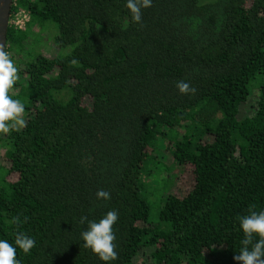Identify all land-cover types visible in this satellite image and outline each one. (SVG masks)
<instances>
[{"label":"trees","instance_id":"16d2710c","mask_svg":"<svg viewBox=\"0 0 264 264\" xmlns=\"http://www.w3.org/2000/svg\"><path fill=\"white\" fill-rule=\"evenodd\" d=\"M19 8L31 19L10 25L6 53L26 79L8 95L27 126L0 133V240L19 264H105L81 233L110 210L109 264H239L240 220L264 211V0H152L140 23L126 0ZM55 25L60 54L35 50ZM174 168L193 176L184 196Z\"/></svg>","mask_w":264,"mask_h":264},{"label":"clouds","instance_id":"9594fccd","mask_svg":"<svg viewBox=\"0 0 264 264\" xmlns=\"http://www.w3.org/2000/svg\"><path fill=\"white\" fill-rule=\"evenodd\" d=\"M151 6L152 0H126V8L131 12L132 19L136 23L142 20V9ZM17 79V68L0 46V133L19 131L27 126L23 118L24 105L8 95ZM176 87L182 94L196 91L184 81H178ZM96 195L98 199H110V193L103 189L98 190ZM249 212V215L243 216L240 220V227L244 234V239L241 241L243 246L234 259L239 264H264V211L257 212L250 207ZM18 219V217L15 218L17 221ZM118 219V211L110 210L98 222L88 221L87 230L81 233L84 242L82 247L90 249L105 264L116 260L118 256L115 251L116 237L113 231V226ZM86 220L87 217H81V223ZM15 245L27 254L35 246V240L25 233L18 232L15 236ZM16 255V247L7 240H0V264H19Z\"/></svg>","mask_w":264,"mask_h":264},{"label":"rangeland","instance_id":"374dc122","mask_svg":"<svg viewBox=\"0 0 264 264\" xmlns=\"http://www.w3.org/2000/svg\"><path fill=\"white\" fill-rule=\"evenodd\" d=\"M200 1L205 3V2H211V1H214V0H200ZM21 14H19L17 17L20 18ZM54 29H55V32H54ZM54 29L49 28V29H46V30L42 31V34H39L40 38H36L35 36L31 37V40H32V43H33L32 45L35 48V50L41 51V52H43L44 54H46L48 56H54V55L60 54V50L56 49L53 46V43H52V39L55 36L54 34L58 30L56 25H55ZM35 32L36 33H40V32L37 31V29L35 30ZM52 33H53V36H52ZM22 57L23 56H21V58ZM15 61H16V59H15ZM17 61H18V59H17ZM14 66L16 68L17 67H19V68L22 67V65L20 66L17 63H14ZM17 76H18V79L15 82L16 85L11 88V91H12L13 94L14 93H18L19 89L21 88L20 87L21 84H18V83L19 82L24 83L25 79H26L25 74H22V73L20 74V72L19 73L17 72ZM84 102L87 105L91 104V102L87 98L85 99ZM242 114H244V110H242ZM25 117H26V114H24L23 118L25 119ZM3 152H4V150H1V152H0L1 156L3 155ZM168 174H169V178L171 180L170 183L168 184V190H169V192H172L173 194H175L177 196H184L188 192V190H190L193 187V185H194V179H193V176H192L190 171L180 172V169L174 168L170 172L168 171ZM148 175L149 174L147 172L144 173V180H147ZM153 177L157 179L156 176H153ZM157 183H159V182H157ZM161 187H162V184H161ZM144 264H148V263L144 262Z\"/></svg>","mask_w":264,"mask_h":264},{"label":"water","instance_id":"95a60500","mask_svg":"<svg viewBox=\"0 0 264 264\" xmlns=\"http://www.w3.org/2000/svg\"><path fill=\"white\" fill-rule=\"evenodd\" d=\"M14 3L15 0H0V46L5 52Z\"/></svg>","mask_w":264,"mask_h":264},{"label":"built area","instance_id":"2783aa9c","mask_svg":"<svg viewBox=\"0 0 264 264\" xmlns=\"http://www.w3.org/2000/svg\"><path fill=\"white\" fill-rule=\"evenodd\" d=\"M19 14H21L20 18L17 17ZM29 20H30V14L26 12L24 9L19 8L18 10H16V12L12 13L10 25H14L16 28L19 29H24Z\"/></svg>","mask_w":264,"mask_h":264},{"label":"flooded vegetation","instance_id":"af4514ba","mask_svg":"<svg viewBox=\"0 0 264 264\" xmlns=\"http://www.w3.org/2000/svg\"><path fill=\"white\" fill-rule=\"evenodd\" d=\"M13 8H14V7H13ZM30 19H31V17H30ZM29 21H30V20H29ZM29 21H28V22H29ZM28 22H27V23H28ZM26 27H27V24H26V26H25V28H24V29H26ZM6 50H7V49H6Z\"/></svg>","mask_w":264,"mask_h":264}]
</instances>
